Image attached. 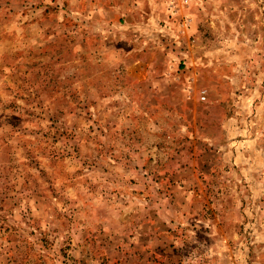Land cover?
<instances>
[{"label":"rangeland","instance_id":"1","mask_svg":"<svg viewBox=\"0 0 264 264\" xmlns=\"http://www.w3.org/2000/svg\"><path fill=\"white\" fill-rule=\"evenodd\" d=\"M0 264H264V0H0Z\"/></svg>","mask_w":264,"mask_h":264}]
</instances>
